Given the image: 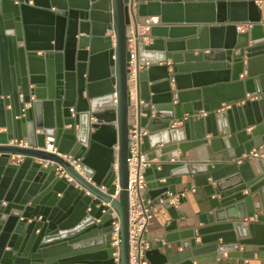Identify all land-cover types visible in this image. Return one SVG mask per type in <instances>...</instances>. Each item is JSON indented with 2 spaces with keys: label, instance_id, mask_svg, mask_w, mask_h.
Listing matches in <instances>:
<instances>
[{
  "label": "water",
  "instance_id": "obj_1",
  "mask_svg": "<svg viewBox=\"0 0 264 264\" xmlns=\"http://www.w3.org/2000/svg\"><path fill=\"white\" fill-rule=\"evenodd\" d=\"M256 1L0 0V264H113L107 202L120 218V264H129L131 131L142 135L147 159L156 157L143 172L144 202L170 219L165 245L145 252L150 264H202L223 253L239 263L255 253L264 258V156L248 159L264 145ZM142 17L158 23L148 44H134L132 102L126 31ZM239 22L254 27L237 33ZM183 116L181 126L169 127ZM13 139L28 148L10 146ZM202 144L231 149L236 161H184ZM49 146L79 159L93 184L43 151ZM54 163L79 187L59 178ZM188 175L212 213L180 228L170 198Z\"/></svg>",
  "mask_w": 264,
  "mask_h": 264
},
{
  "label": "built area",
  "instance_id": "obj_2",
  "mask_svg": "<svg viewBox=\"0 0 264 264\" xmlns=\"http://www.w3.org/2000/svg\"><path fill=\"white\" fill-rule=\"evenodd\" d=\"M29 5L32 4L31 1L28 2ZM158 21L155 17H142L137 19L134 24L130 19V24L127 27V49L130 52V68L129 76L127 80V91L132 100H134L136 95V66H135V51L134 44L135 41L140 40L143 44H148L150 42L149 30ZM262 29H264V23H260ZM234 27L237 33H243L251 30L254 27V23L251 22H239L234 23ZM137 30V38L134 37V29ZM148 65L147 63L145 64ZM264 96V93L262 94ZM72 111V110H71ZM187 120V116H183L180 119H175L171 121L170 128H176L181 126ZM145 134V133H144ZM142 136V135H141ZM141 136L136 134V131L130 132V138L128 141V157H127V168H128V183L126 191L128 194V262L129 264H150L145 257V252L150 249V243L145 238V234L148 231L149 224L156 213L155 207H149L148 204L144 202L145 194V180L143 172L151 164V160L147 159L145 152L142 150V140ZM48 141H52L48 139ZM10 146L17 148H28L27 143L23 140L13 139L8 143ZM116 150V148H115ZM43 151L54 153L63 162L67 163L73 171L83 178L86 182L93 184L91 177L84 175L82 172V167L79 159H75L69 154H58L52 146L47 147ZM260 158V154L253 151L249 154L248 159ZM56 166V174L59 178H63L67 183L74 184L79 187L76 180L72 175H70L63 166L58 163H54ZM103 187H99L100 191H103ZM118 190V186L116 185ZM191 191L194 192L195 189L192 187ZM104 192V191H103ZM85 194L90 196V192L85 190ZM184 192L177 195L170 202L176 205L177 198L182 197ZM117 194L111 196L116 198ZM110 214V248L112 249L111 258L113 264H120V218L115 208L110 205V202L103 203Z\"/></svg>",
  "mask_w": 264,
  "mask_h": 264
},
{
  "label": "crops",
  "instance_id": "obj_3",
  "mask_svg": "<svg viewBox=\"0 0 264 264\" xmlns=\"http://www.w3.org/2000/svg\"><path fill=\"white\" fill-rule=\"evenodd\" d=\"M143 1L144 0H137V2H143ZM255 5L260 11V15H261L260 23H264V0H257L255 2ZM155 23L157 24L158 21H156ZM262 30L264 32V29ZM197 83L199 82H195L193 84L196 85ZM132 102H134V100H132ZM0 131H3V130H0ZM209 138L210 136L207 135L206 139H209ZM48 139L49 138H46V142L48 141ZM221 147L222 146L220 144L215 145V149H220ZM114 151H116L115 148H114ZM253 151L258 152L260 154V158H263L264 145L261 144V145L255 146V148H253L251 152ZM184 157H185L184 161L189 162L191 164H198V165L207 163L209 160L215 163H223V164L226 163V161H229V162L236 161L234 160V157H233V150L230 149V150H222V151L213 152L209 148L208 144H202L196 148L189 150L185 154ZM21 158L22 157L16 156V155L12 156V159H14L15 161L20 160ZM150 160L151 162H156V157H154L153 155H150ZM263 165H264V161H263ZM251 169H253L254 173H258V169L257 167H255V165H251ZM192 178H193V175H188L186 179L184 178V182L186 183H182L181 185L177 186V190H178L177 195L184 192V195L182 197L177 198V200L180 199L181 202L179 203L177 201L176 205H173V203L170 202V204L175 207L176 211L180 215V219H181L180 228L199 226L198 218L202 215H210L212 213V210H210L208 201L205 197V194L202 188L195 186ZM208 183H211V181L208 180ZM192 187L195 189L194 192L191 191ZM103 191H105V189H103ZM145 193H146V189H145ZM246 193H247L246 190L243 191V194H246ZM177 195L175 197H171L170 201L173 200V198H176ZM147 203L149 204V202ZM155 208H156V213L154 214L149 224L148 231L145 234V238L149 241L150 247L154 243L159 246L165 245L164 237L165 235H167V232H165L164 229L170 221L166 211L161 206H155ZM246 221H251V220L247 219ZM182 223H185V224H182ZM196 241H198V239ZM168 247H172V245H169ZM239 252H241V248L239 249ZM208 257L209 256L203 257V259H205V262H203L202 264H264V258H258L256 253L253 255V258L244 259L242 263H239L240 260L238 259L228 258L226 253H223L222 256L220 257H216L214 262L209 261Z\"/></svg>",
  "mask_w": 264,
  "mask_h": 264
}]
</instances>
